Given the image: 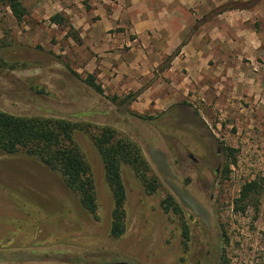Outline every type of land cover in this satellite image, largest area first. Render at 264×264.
I'll return each mask as SVG.
<instances>
[{"label": "rangeland", "instance_id": "374dc122", "mask_svg": "<svg viewBox=\"0 0 264 264\" xmlns=\"http://www.w3.org/2000/svg\"><path fill=\"white\" fill-rule=\"evenodd\" d=\"M19 1L27 12L22 23L0 4V110L78 124L74 137L90 166L98 208L90 214L60 172L0 150V264H264V0L213 10H249L255 19L248 24L226 20L203 37L205 23L197 22L175 40L147 23L106 22L112 4L100 0ZM57 14L67 24L53 25ZM66 67L82 80L94 76L104 96ZM138 92L135 102L120 104ZM102 127L135 144L159 183L149 194L123 165L120 239L111 237L115 201L93 140ZM205 133L223 150L212 186L188 171L176 151V145L195 150L193 138ZM251 182L262 188L258 201L241 202ZM187 195L204 208L199 213L190 203L180 218L167 198ZM183 222L199 237L195 246L183 242Z\"/></svg>", "mask_w": 264, "mask_h": 264}, {"label": "trees", "instance_id": "16d2710c", "mask_svg": "<svg viewBox=\"0 0 264 264\" xmlns=\"http://www.w3.org/2000/svg\"><path fill=\"white\" fill-rule=\"evenodd\" d=\"M2 3H6L17 22L22 23L27 16L22 3L19 0H2L0 4ZM50 22L57 26L67 24L62 14L53 16ZM179 53L178 51L173 54L169 61ZM66 68L73 77L82 80L76 72L69 67ZM82 81L96 93L104 96V91L97 84L94 76ZM139 96L140 92L130 94L120 104H131ZM78 128V124L67 119L15 116L0 110V150L8 155L24 153L38 159L51 170L60 172L69 189L81 197L83 207L96 216L97 198L90 166L74 137V132ZM93 140L101 154L106 180L115 201L111 237L120 239L126 233V188L122 177L123 165H129L134 169L149 194L158 190L159 183L154 177H150L149 164L139 148L130 141L118 140L116 132L110 127H102L100 134L94 136ZM261 189L257 182L246 184L242 188L240 201L248 204L258 201ZM174 210L176 213L179 212L177 208Z\"/></svg>", "mask_w": 264, "mask_h": 264}, {"label": "crops", "instance_id": "0c3cea01", "mask_svg": "<svg viewBox=\"0 0 264 264\" xmlns=\"http://www.w3.org/2000/svg\"><path fill=\"white\" fill-rule=\"evenodd\" d=\"M239 2L248 3L250 0H100L99 4H112L111 13L105 14V21L115 24L116 27H125V23H147L150 30L163 36L168 32V36L175 40L185 38L197 22L205 23L199 29V34L204 37L210 30L218 31L217 27L222 22L248 24L254 21L253 12L244 9L231 8L213 13L217 8ZM95 5L99 6L97 3ZM211 13L213 15L210 18ZM143 30L141 31L144 33ZM184 51L186 53V49ZM219 51L217 54H222V50Z\"/></svg>", "mask_w": 264, "mask_h": 264}, {"label": "flooded vegetation", "instance_id": "af4514ba", "mask_svg": "<svg viewBox=\"0 0 264 264\" xmlns=\"http://www.w3.org/2000/svg\"><path fill=\"white\" fill-rule=\"evenodd\" d=\"M211 136V135H210ZM206 133L204 137L201 135H196L194 139L193 145H195V150H190V148L182 149L180 146H177V156L178 160L185 165L188 169V171L192 172L193 170L196 172H200L202 175H205L212 185H215L216 179L221 175L222 173V166H223V150L220 146H218L217 140H214V138L211 136L208 139L206 138ZM211 138V140H210ZM198 149L202 150L203 153L198 154ZM216 149V152H215ZM189 163V165H188ZM189 183V180L186 181V184ZM208 185H205V192L208 193ZM174 197V196H173ZM200 199V198H199ZM198 198H194L192 195H187L185 198H183V201L177 200L174 198L170 200V198H167V206L169 204L172 206L171 209L174 213V209H178V215L180 218H182L184 213L185 206H188V204L194 205V210L198 211L199 213L202 212L203 204ZM211 200H214V196L212 195ZM191 207V206H189ZM188 210V209H187ZM190 218H192V215H190ZM187 220V219H186ZM184 220V221H186ZM190 220L192 223H197L199 220L196 217H193L192 220ZM189 223V222H188ZM186 222L182 223L181 228V237L183 239V242L187 243H197L199 240V237L197 234H193L191 232V228H189V225ZM186 246V245H184ZM195 253V249L192 250Z\"/></svg>", "mask_w": 264, "mask_h": 264}, {"label": "water", "instance_id": "95a60500", "mask_svg": "<svg viewBox=\"0 0 264 264\" xmlns=\"http://www.w3.org/2000/svg\"><path fill=\"white\" fill-rule=\"evenodd\" d=\"M0 1H2V0H0Z\"/></svg>", "mask_w": 264, "mask_h": 264}]
</instances>
